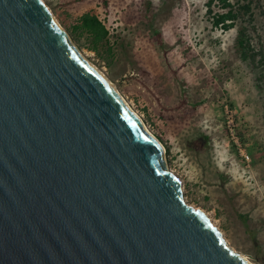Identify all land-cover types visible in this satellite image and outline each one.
<instances>
[{"label":"water","instance_id":"1","mask_svg":"<svg viewBox=\"0 0 264 264\" xmlns=\"http://www.w3.org/2000/svg\"><path fill=\"white\" fill-rule=\"evenodd\" d=\"M44 0H0V264H251Z\"/></svg>","mask_w":264,"mask_h":264},{"label":"rangeland","instance_id":"2","mask_svg":"<svg viewBox=\"0 0 264 264\" xmlns=\"http://www.w3.org/2000/svg\"><path fill=\"white\" fill-rule=\"evenodd\" d=\"M83 56L116 85L165 145L185 200L203 208L228 243L264 264V79L243 59L241 22L213 24L210 0H44ZM109 29L94 47L85 12ZM255 46L264 54V14Z\"/></svg>","mask_w":264,"mask_h":264},{"label":"trees","instance_id":"3","mask_svg":"<svg viewBox=\"0 0 264 264\" xmlns=\"http://www.w3.org/2000/svg\"><path fill=\"white\" fill-rule=\"evenodd\" d=\"M218 1L224 11H215L213 24L221 25L224 29H230L238 22L242 27L239 29L237 44L243 59H248L255 67H261V78L264 79V54L255 44L256 38V9L264 14V0H210L208 12L213 13L212 4ZM77 27L85 29L92 37L94 47L107 40L109 29L103 20L94 12H85L80 18Z\"/></svg>","mask_w":264,"mask_h":264},{"label":"bare ground","instance_id":"4","mask_svg":"<svg viewBox=\"0 0 264 264\" xmlns=\"http://www.w3.org/2000/svg\"><path fill=\"white\" fill-rule=\"evenodd\" d=\"M46 3V2H45ZM52 12V10H51ZM54 15V14H53ZM55 16V15H54ZM57 20V19H56ZM88 60V59H87ZM88 62L93 65L97 70H99L101 72V74H103L107 80L114 86V88L117 90V92L123 97V99L125 100L126 104L141 118V120L144 122L143 118L133 109V107L130 105V103L125 99V97L120 93V91L118 90V88L116 87V85L107 77V75H105L103 73V71L101 69H99L94 63H92L91 61L88 60ZM145 124V122H144ZM146 128L148 129L147 125L145 124ZM163 144V143H162ZM164 145V144H163ZM165 146V145H164ZM175 173V172H174ZM176 174V173H175ZM177 175V174H176ZM177 177L180 179V181L182 182V179L177 175ZM183 183V182H182ZM189 203V202H188ZM191 204V203H189ZM193 205V204H191ZM195 207H197L196 205H193ZM208 214V213H207ZM215 224V222H213ZM216 225V224H215ZM243 255V254H242ZM244 256V255H243ZM245 257V256H244ZM247 260H249L247 257H245ZM249 262H251V264H255L253 263V261L249 260Z\"/></svg>","mask_w":264,"mask_h":264}]
</instances>
